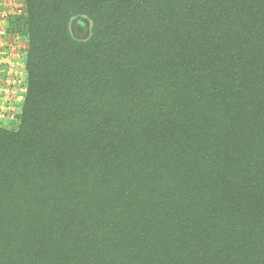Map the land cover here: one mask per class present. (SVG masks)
<instances>
[{
    "label": "trees",
    "instance_id": "16d2710c",
    "mask_svg": "<svg viewBox=\"0 0 264 264\" xmlns=\"http://www.w3.org/2000/svg\"><path fill=\"white\" fill-rule=\"evenodd\" d=\"M25 4L0 264H264V0Z\"/></svg>",
    "mask_w": 264,
    "mask_h": 264
},
{
    "label": "built area",
    "instance_id": "2783aa9c",
    "mask_svg": "<svg viewBox=\"0 0 264 264\" xmlns=\"http://www.w3.org/2000/svg\"><path fill=\"white\" fill-rule=\"evenodd\" d=\"M27 17L25 0H0V66L6 63L3 66L10 69L12 74L16 73L12 77L9 75L7 80V83L10 84L11 78L16 86H22L24 83L28 48L24 41L26 35L20 32L17 27L23 26ZM8 105H12L11 98Z\"/></svg>",
    "mask_w": 264,
    "mask_h": 264
},
{
    "label": "crops",
    "instance_id": "0c3cea01",
    "mask_svg": "<svg viewBox=\"0 0 264 264\" xmlns=\"http://www.w3.org/2000/svg\"><path fill=\"white\" fill-rule=\"evenodd\" d=\"M24 41L26 42L28 46V40L27 37L24 36ZM11 73L10 69H0V79L5 78L6 76ZM16 74L15 72H13ZM24 79L21 86H16V84L12 81L7 83V85L1 87H7L8 89H0V128L6 129V130H16L19 125V115L21 112V107L23 103V99L25 96V90H26V72L24 70ZM24 84V85H23ZM12 96V97H11ZM12 99V105H8V101ZM15 128V129H13Z\"/></svg>",
    "mask_w": 264,
    "mask_h": 264
},
{
    "label": "rangeland",
    "instance_id": "374dc122",
    "mask_svg": "<svg viewBox=\"0 0 264 264\" xmlns=\"http://www.w3.org/2000/svg\"><path fill=\"white\" fill-rule=\"evenodd\" d=\"M68 28H69V32H70L71 36L77 41H85L91 36L92 25H91L90 20L85 16H75V17L71 18ZM26 46H27V44H26ZM4 64L6 65V63H4ZM3 65L0 66V69H7V67H4ZM9 75H10V77H12L14 74H12V71H11V73ZM8 77L9 76L7 75L6 79L5 78L0 79V86L1 87L7 85L6 82L8 80ZM10 81H11V78H10ZM1 87H0V89H6V90L8 89L7 87H4V88H1ZM16 128H18V127H16ZM13 129H15V128H13Z\"/></svg>",
    "mask_w": 264,
    "mask_h": 264
}]
</instances>
